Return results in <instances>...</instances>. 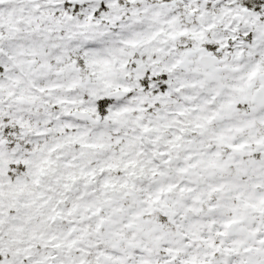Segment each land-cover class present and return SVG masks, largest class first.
Instances as JSON below:
<instances>
[{
  "label": "snow or ice",
  "instance_id": "obj_1",
  "mask_svg": "<svg viewBox=\"0 0 264 264\" xmlns=\"http://www.w3.org/2000/svg\"><path fill=\"white\" fill-rule=\"evenodd\" d=\"M0 264H264V0H0Z\"/></svg>",
  "mask_w": 264,
  "mask_h": 264
}]
</instances>
